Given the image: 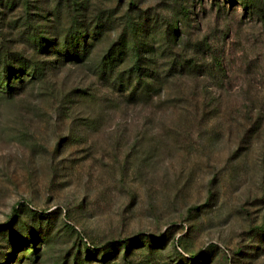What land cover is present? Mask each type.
<instances>
[{"label": "rangeland", "instance_id": "1", "mask_svg": "<svg viewBox=\"0 0 264 264\" xmlns=\"http://www.w3.org/2000/svg\"><path fill=\"white\" fill-rule=\"evenodd\" d=\"M0 264H264V0H0Z\"/></svg>", "mask_w": 264, "mask_h": 264}, {"label": "trees", "instance_id": "2", "mask_svg": "<svg viewBox=\"0 0 264 264\" xmlns=\"http://www.w3.org/2000/svg\"><path fill=\"white\" fill-rule=\"evenodd\" d=\"M246 2H247V4H248V6H250V7H254L255 6V0H246ZM118 55L120 56L121 55V53L120 52H118ZM115 59V58H114ZM111 68H110V70L111 71H113L114 69H115V63L114 62H112L111 61ZM105 68V70L107 69V66H105L104 67ZM140 72H141V68L139 67V65H137V63L135 64V70L134 71H132V73H133V75H139L140 74ZM133 75H131L130 76V78H133L132 76ZM17 77H19V76H17ZM11 79V78H10ZM9 78H7V83H8V88H7V94L9 95V96H12V92H13V90H14V86L12 85V81L10 80ZM17 80H22V78H18Z\"/></svg>", "mask_w": 264, "mask_h": 264}]
</instances>
